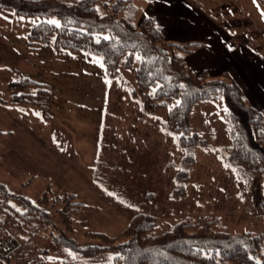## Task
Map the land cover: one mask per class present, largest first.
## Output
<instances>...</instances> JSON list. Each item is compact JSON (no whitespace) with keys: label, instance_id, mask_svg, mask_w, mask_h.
I'll return each instance as SVG.
<instances>
[{"label":"rangeland","instance_id":"1","mask_svg":"<svg viewBox=\"0 0 264 264\" xmlns=\"http://www.w3.org/2000/svg\"><path fill=\"white\" fill-rule=\"evenodd\" d=\"M199 2L205 10L215 5L214 12L221 14L215 15L218 18L232 9L240 14L245 10L263 14L239 15L242 20L234 21L232 25L239 23L247 28L254 39L263 40L264 45V0ZM95 7L100 14L109 11L98 1ZM150 16L155 20L165 18L164 15ZM209 16L221 25L214 15ZM137 17L134 15V23ZM45 20L59 21V18L56 15H24L13 8L0 7L1 97L8 98L12 91L34 92V85H21L15 90L9 86V81L24 76L49 90L52 110L48 120L41 117L36 105L35 113L24 114L35 120L37 135L41 143L48 146V149L43 146L39 149L35 145V181L27 186L7 175L3 178L9 191L34 201L49 184L54 193H74L83 206L74 215L71 231L62 228L55 207L46 206L51 222L38 230L36 242L35 237L29 239L26 234L9 227L21 246L6 259V263L0 261V264H60L63 260L82 264L111 262L112 251H86L88 245L99 244V241L87 238L84 232L116 235L137 212H147L155 217L154 234L162 233L182 218L200 215L218 217L216 228L229 232L244 227L256 228V222L252 221H255L253 216L261 212L258 209L262 198L261 174L256 173L250 185H246L227 164L229 139L224 129L221 97L191 106L189 118L193 130L199 137L210 139L212 145L209 149H195L196 161L190 169L186 193L174 198L171 196L174 174L184 150L177 146L176 135L162 130L172 102L159 108L154 115H146L138 100L131 96L135 88L133 73L123 68L121 62L120 74L110 79L97 54L58 47L52 42L36 41L30 45L28 33L31 27ZM230 23L231 20L226 18L222 21V25ZM255 24L261 26L254 29ZM249 43L257 45L254 41ZM204 54L195 50L190 56L195 63L201 64L210 59ZM138 62L139 55L135 53L133 66L136 67ZM221 148H224L223 152H220ZM98 158L105 162L99 174L105 186L93 181ZM169 162L175 163V171L164 170ZM25 244L28 248L23 246Z\"/></svg>","mask_w":264,"mask_h":264},{"label":"trees","instance_id":"2","mask_svg":"<svg viewBox=\"0 0 264 264\" xmlns=\"http://www.w3.org/2000/svg\"><path fill=\"white\" fill-rule=\"evenodd\" d=\"M97 1L110 12L98 13ZM0 7H10L24 15H56L59 18V24L45 20L33 25L28 33L30 45L36 41L52 42L58 47L97 54L110 79L120 74L121 62L123 68L133 73L135 88L131 96L138 100L146 115H154L159 108L172 102L166 111L162 130L176 135L177 146L184 150L178 170L172 162L164 168L165 171L176 170L172 197L180 198L186 193L190 169L196 161L195 149H209L212 145L210 139L199 137L191 126L190 110L196 102L222 98L224 129L229 139L227 164L246 185H250L256 173L264 175V116L247 102L241 86L227 72L211 76L205 69L195 72L185 62L184 57L202 42L166 39L150 15L134 23L137 7L133 0H0ZM135 53L139 55L136 67L133 66ZM21 85L36 88L34 92L12 91L10 99L34 104L43 119H50L49 90L24 76L9 81L13 90L20 89ZM0 100L4 101L1 97ZM223 151L221 148L220 152ZM104 165L100 158L96 160L93 181L100 186H105L99 177L100 167ZM48 205L55 207L62 228L71 231L74 215L83 203L72 192L54 193L49 184L34 201L9 191L0 181V222L26 234L29 239L35 237V242L38 230L51 222ZM258 209L264 212V194L258 202ZM217 222L216 216L185 217L162 233L154 234L155 217L147 212H137L116 235L86 230L84 235L87 238L99 241V244L88 245L86 251L114 253L111 262L99 264H264L263 236L260 233L217 229ZM23 246L28 248L26 244ZM6 259L3 263L7 262ZM60 264L82 263L63 260Z\"/></svg>","mask_w":264,"mask_h":264},{"label":"crops","instance_id":"3","mask_svg":"<svg viewBox=\"0 0 264 264\" xmlns=\"http://www.w3.org/2000/svg\"><path fill=\"white\" fill-rule=\"evenodd\" d=\"M138 15L136 22L145 15H164L165 18L155 20V24L168 40L179 42H202L184 60L195 71L205 69L211 76H219L227 72L242 88L245 99L256 107L264 116V45L263 40H255L247 28H243L239 15H263L261 13L244 11L242 14L230 10L221 15L214 12L213 7L204 9L199 0H133ZM203 1V0H200ZM242 12V9L235 8ZM209 15H214L212 20ZM224 18L231 20L230 24L222 25ZM257 17L255 18V20ZM260 27L261 25H253ZM262 32L261 30H256ZM179 37V39H177ZM254 41L256 46L250 44ZM252 46V47H250ZM195 50L205 52L210 57L206 63H195L190 56ZM8 98L0 100V181L6 187L3 176L7 175L14 180L29 186L35 181V145L41 149H48L46 143H41L35 130V120L26 113H35V105L23 104ZM34 106V107H33ZM38 110V109H37ZM54 130V129H53ZM52 130L51 137L54 136ZM9 131V132H7ZM36 139V143H35ZM261 197L264 193L263 176L260 177ZM8 189V188H7ZM257 215V216H256ZM252 215L256 228H246L251 232H260L264 240V212ZM263 224V226H262ZM263 228V229H261ZM243 229V230H245ZM260 229V230H259ZM238 231V230H236Z\"/></svg>","mask_w":264,"mask_h":264},{"label":"built area","instance_id":"4","mask_svg":"<svg viewBox=\"0 0 264 264\" xmlns=\"http://www.w3.org/2000/svg\"><path fill=\"white\" fill-rule=\"evenodd\" d=\"M8 229V226L0 222V261L2 262L21 246L16 235Z\"/></svg>","mask_w":264,"mask_h":264},{"label":"snow or ice","instance_id":"5","mask_svg":"<svg viewBox=\"0 0 264 264\" xmlns=\"http://www.w3.org/2000/svg\"><path fill=\"white\" fill-rule=\"evenodd\" d=\"M52 23H54V24H59V21L58 20H53V21H51ZM107 38V37H106Z\"/></svg>","mask_w":264,"mask_h":264},{"label":"water","instance_id":"6","mask_svg":"<svg viewBox=\"0 0 264 264\" xmlns=\"http://www.w3.org/2000/svg\"><path fill=\"white\" fill-rule=\"evenodd\" d=\"M263 183H264V175H263Z\"/></svg>","mask_w":264,"mask_h":264}]
</instances>
